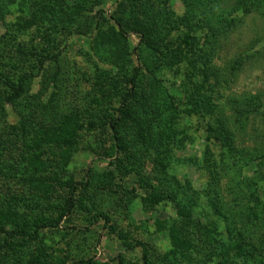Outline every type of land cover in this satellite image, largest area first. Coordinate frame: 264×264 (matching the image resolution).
<instances>
[{
	"label": "rangeland",
	"instance_id": "rangeland-1",
	"mask_svg": "<svg viewBox=\"0 0 264 264\" xmlns=\"http://www.w3.org/2000/svg\"><path fill=\"white\" fill-rule=\"evenodd\" d=\"M89 261L264 264V0H0V264Z\"/></svg>",
	"mask_w": 264,
	"mask_h": 264
},
{
	"label": "trees",
	"instance_id": "trees-1",
	"mask_svg": "<svg viewBox=\"0 0 264 264\" xmlns=\"http://www.w3.org/2000/svg\"><path fill=\"white\" fill-rule=\"evenodd\" d=\"M140 23V21H138ZM141 27L143 28V30H145V27L140 23ZM148 45H150L149 43H147ZM227 135H224L225 137V141L222 142V145H228V144H231V141L232 139L228 136L226 137ZM59 223L57 221L53 222V223H46L45 226L46 227H50V228H56L58 227ZM42 226V225H41ZM44 226V225H43ZM3 230V229H1ZM22 233V232H21ZM10 235V234H9ZM11 236V235H10ZM234 246H237V243L234 244ZM172 255L174 256V253H172ZM87 264H102L100 262H97V261H89L87 262Z\"/></svg>",
	"mask_w": 264,
	"mask_h": 264
}]
</instances>
